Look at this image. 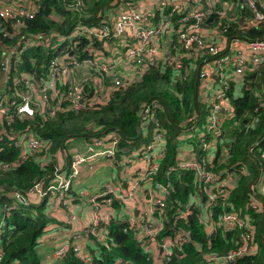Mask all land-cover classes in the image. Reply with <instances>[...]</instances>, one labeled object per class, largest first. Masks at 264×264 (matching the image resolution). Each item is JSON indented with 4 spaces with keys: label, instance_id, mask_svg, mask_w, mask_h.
<instances>
[{
    "label": "trees",
    "instance_id": "trees-1",
    "mask_svg": "<svg viewBox=\"0 0 264 264\" xmlns=\"http://www.w3.org/2000/svg\"><path fill=\"white\" fill-rule=\"evenodd\" d=\"M71 1L73 0H38L33 17L21 18L23 21L19 34L0 33V54L17 41L23 42L29 34L49 39L51 45L47 48L30 44L20 54L22 72L43 75L47 61L55 54L52 45L56 39L53 33L66 34L75 25L102 24L108 11L116 4L128 0H83V8L79 11L71 9ZM239 9L243 16L250 15L246 7L239 6ZM0 22L8 30L13 28L11 20ZM215 24L220 27L223 25L217 22ZM240 30L238 22H229L224 33L227 38L264 37L259 26H245ZM100 44L94 37L90 40L79 38L72 50L82 56L92 48L101 46ZM177 45L174 36L171 41L172 49ZM61 47L62 45L56 47V52H64ZM207 57L209 56L202 53L197 59L181 58L183 65L178 70L167 63L163 67L149 66L138 80L115 88H108L109 79L98 74L102 91L95 86L93 78L91 81L86 80L88 83L83 82L88 104L82 108H63L52 113L48 109L39 113L35 110L32 115H21L15 109H7L6 114H10L8 121L4 117L0 119V264H46L35 245L37 237L52 219L44 211L46 195L34 200L29 189L35 183L40 182L45 187L50 182L58 167L57 156L63 159L61 167L65 168L64 162L69 156L66 152L67 138L91 140L114 132L118 135L117 146L124 150L145 145L150 131L147 128V132L143 134L138 128V111L144 103L151 100L160 103L157 120L164 135L163 154L158 159V167L152 177L154 191L157 190V185L165 187L161 220L163 226L158 235H173L181 230L186 231L194 240L182 241L181 249L172 247V255L165 264H218L217 260L238 250L246 236L250 238L247 243L253 248L226 260L224 264H264V195L251 188L258 173L264 170V157L261 154L264 144V105L260 95L256 93L264 84V62L258 71L247 75L239 95L231 96L236 122L231 127L234 137L227 144L226 157L221 159L218 155L221 148L218 143L213 152L210 167L219 178L228 170L237 173L234 184L225 186L228 189L225 198L217 196L212 206H206L203 211L206 195L195 179L194 172L186 168H175L176 152L180 143L185 142L180 140L179 143L177 135L180 131L185 130L186 134L187 130L191 132L192 135L186 142L192 144L195 157L202 156L203 151L197 145L193 127L196 122L200 125L199 129H202L209 110L207 99L199 92L198 73L202 59ZM230 88L228 85L227 92ZM10 90L11 88L4 89L0 85V92L6 91L7 96L11 94ZM93 95L96 96V101L89 103ZM63 104L66 106L65 102ZM188 117L191 118L187 119ZM225 129L230 128H224L220 135L224 136ZM25 130L45 140L46 146L18 159V148L7 135L16 137ZM243 168L247 169L246 173H242ZM14 192H19L22 200L14 196ZM251 195L261 203V209L253 206ZM86 201L89 206L88 196ZM113 205L120 208L116 201ZM225 210L248 218V227L224 228L217 224L210 232L203 228L200 219L205 212L209 211L210 218L217 221V216ZM100 226L106 231L108 245L99 247L98 253L93 254V264H113L114 261L119 264H152L135 236L134 226L115 217L101 222ZM47 264L83 262L71 251H67Z\"/></svg>",
    "mask_w": 264,
    "mask_h": 264
},
{
    "label": "built area",
    "instance_id": "built-area-1",
    "mask_svg": "<svg viewBox=\"0 0 264 264\" xmlns=\"http://www.w3.org/2000/svg\"><path fill=\"white\" fill-rule=\"evenodd\" d=\"M37 1L0 0V20L4 22L11 20L13 26L8 30L0 22V33L19 34V27L23 21L21 18L33 17ZM232 1L249 10L250 15L245 26H259L264 34V0ZM69 6L79 11L83 8V0H73ZM226 8L225 0H128L118 3L104 15L105 20L102 24L75 25L66 34L53 33L56 39L52 45L55 54L47 61L45 73L37 76L22 72L20 54L26 45L38 44L47 48L51 44L49 39L29 34L23 42L17 41L0 54L2 79L0 85L4 89L11 88V94L8 96L6 91L0 92V119L4 117L8 121L10 114L7 115L6 111L10 108L21 115H32L35 110L39 113L48 109L52 113L63 108H82L88 104L82 83L88 79L90 81L92 78L98 79V74L109 79L108 88H115L138 80L149 66L161 62L178 70L183 65L181 58L197 59L205 53L209 57L203 58L198 68L199 92L209 103L208 113L200 129L202 145L197 142L203 151L202 156L197 158L192 151L186 157L177 158L175 166L177 169L186 168L194 172L195 179L201 184V189L206 195L204 211L206 206H212L217 196L225 198L228 192L225 186L231 185L229 181L220 183V180L231 175L237 177V173L231 170L222 178L218 177L210 167L213 148L217 141L226 139L220 135L224 123L228 122L226 125L228 126L236 122L231 96L239 95L247 75L258 71L264 62V37L227 38L224 30L233 17L227 14ZM209 17L224 19L223 25L221 27L216 24L207 25L206 20ZM173 34L178 45L172 49ZM92 37L99 40L101 46L92 48L82 56L73 53V44H76L79 38L90 40ZM109 39H114L117 47L114 53L117 54L106 61L102 56V50L106 51L109 48ZM60 45L64 52H56L55 48ZM111 50L113 51L112 48ZM120 64L127 65L135 74L122 75L117 70ZM77 72L79 74L76 76ZM95 85L101 90V81H95ZM228 85L231 87L229 92ZM257 90L256 93L260 95L264 105V84ZM92 100L96 101L95 95L89 103L93 102ZM159 106L158 101L151 100L139 109L138 128L140 130L144 127L149 128L150 134L147 143L128 153L130 155L125 154L129 150L117 146L118 135L114 132L91 140L83 139V149H72L68 152L69 156L64 162L65 168L61 167L63 162L58 161V167L45 187L39 182L29 189V193L60 200L72 180L79 175L82 165L92 167L96 159L103 158L118 166V163L122 165L121 159L124 156H127L126 160L131 165L137 160L142 163L139 168L122 169L120 179L115 181V184L108 179L102 184L99 192L88 195L87 220L81 223L79 228L71 229L70 238L54 243L52 250L44 255V263H51L54 258L71 251L83 264H93V254L98 253L99 247L108 245L106 231L100 223L111 217L125 220L129 226L135 227V236L152 264H165L172 255V247L181 249L182 241L194 242L186 231L181 230L173 235H158L163 226L161 220L165 205V187L160 188L157 185V190L154 191L152 185V177L157 170L158 159L163 154L164 144L163 130L157 120ZM194 125L193 134L197 141L196 135L200 125L196 122ZM210 136L214 138H209ZM7 137L17 146L18 159L46 146L45 140L27 130L18 133L16 137L11 135ZM261 154L264 157V144ZM246 172L247 169L243 168L242 173ZM255 181L251 188L264 195V170L258 173ZM14 196L22 200L19 192H14ZM250 198L253 206L261 209V203L253 195ZM114 201L120 204V212H110L109 207ZM134 211L141 214L133 216ZM67 215L66 223L72 224L73 213ZM217 218V221L210 218L208 211L200 220L208 232L217 224L224 228L248 227V218L241 217L234 211H222ZM248 240L250 238L246 236L238 250L225 255L217 260V263L224 264L226 260L251 250L253 247L247 243ZM152 243L158 247L159 255L153 254ZM150 254L155 255L156 259L153 258L152 261ZM113 264L119 263L114 261Z\"/></svg>",
    "mask_w": 264,
    "mask_h": 264
},
{
    "label": "crops",
    "instance_id": "crops-1",
    "mask_svg": "<svg viewBox=\"0 0 264 264\" xmlns=\"http://www.w3.org/2000/svg\"><path fill=\"white\" fill-rule=\"evenodd\" d=\"M227 3V14L231 17H233V20L230 23L238 22L240 25V31H242L245 28L246 21L248 19L247 15H242L243 12L239 9V5L235 3L232 0H225ZM176 16V15H175ZM239 17H241V21L239 22ZM224 19H219L215 17H209L206 20L207 25H212L217 22V24L222 23ZM173 37L175 34L172 35ZM117 70L122 75L132 74L135 73L131 71L127 65L120 64L117 66ZM201 95V94H200ZM202 96V95H201ZM203 97V96H202ZM228 122L224 123V128L229 127L230 129H225L226 132L224 134L226 139H223L225 142H228L233 139L234 135L231 131L232 125H228ZM143 134L147 132V128L144 127L142 130H140ZM185 131V130H184ZM188 133L185 132L183 134H178L177 138L179 140H183L185 142H181L178 150L176 152V160L177 158H183L190 154L186 152L179 153V149L181 147H189L192 144H188L186 142V139L189 137V134L191 133L189 130H187ZM83 138L81 137H68L66 141V152H70L72 149L82 150ZM143 145V144H141ZM140 145V146H141ZM139 147H133L129 151H126L125 154L130 153L131 151L137 150ZM69 154V153H68ZM120 154V153H119ZM130 155V154H128ZM127 156L122 157L121 164L118 163V166L120 167L119 170L115 169L114 166L118 167L113 162L99 158L96 159L93 163L92 167H87L86 165H82L79 175L76 179L72 180V183L68 187L66 193L60 200H54V198H45L44 203V211L48 217H50L52 220L47 222V224L44 227V230H42L41 234L36 239V245L35 248L38 251L40 258H44V255L52 250L53 244L57 241H61L67 238H70L71 229L73 228H79L81 223H85V221L88 218V203H87V196L99 192L102 184L110 179L114 184L115 181L120 179V171L122 173V169H130L131 167L139 168L142 166V163L137 160L133 165L129 161L126 160ZM57 160L62 163L63 159H61L60 156H57ZM118 167V168H119ZM32 198L34 200H37L39 196L37 197L36 194L32 193ZM72 204V205H70ZM72 206V207H71ZM74 206V207H73ZM110 212H120L119 208L112 205L109 207ZM70 212L73 213L74 218L72 224L66 223V217H68L67 214ZM136 211H134L133 216H136ZM138 214V213H137ZM152 247L154 248L153 254L159 255V249L155 245V243H152Z\"/></svg>",
    "mask_w": 264,
    "mask_h": 264
},
{
    "label": "rangeland",
    "instance_id": "rangeland-1",
    "mask_svg": "<svg viewBox=\"0 0 264 264\" xmlns=\"http://www.w3.org/2000/svg\"><path fill=\"white\" fill-rule=\"evenodd\" d=\"M108 45H109V48L105 51V50H102V56H103V58H104V60H108L111 56H115L116 54H117V52L116 53H114V51L116 50V46H115V44H114V39H109L108 40ZM113 49V51L111 50V48ZM158 65H161L162 67L164 66V63H158ZM79 74V72H77L76 73V76ZM95 75H97V74H95ZM96 82H98V81H100V79L98 78V79H94ZM95 86H97V85H95ZM102 91V90H101ZM99 92V91H98ZM93 101V100H92ZM191 124V123H190ZM184 132L183 131H180V133L179 134H183ZM201 133H202V131L199 129V131H198V133H197V142H198V144L199 145H202L201 144V141H200V138H201ZM192 135V134H191ZM209 138H214L213 136H210ZM196 139V138H195ZM215 139H217V138H215ZM233 140V139H232ZM232 140H230V141H228V142H226V143H224V140L223 139H220L219 141H217V143L218 144H220V146H221V148H220V150H219V152H218V155L220 156V158L222 159V158H224V157H226V154H227V151L226 150H228V146H227V144L229 143V142H231ZM216 143V144H217ZM216 144H215V146H216ZM141 146H143V145H141ZM140 146V147H141ZM213 150H215V147L213 148ZM192 151H194L193 149H192V145L191 146H189V147H185L184 146V148L183 147H181L180 149H179V153H181V152H186V153H191ZM114 168L115 169H117V170H119V168L118 167H116V166H114ZM235 178H237V177H235V176H233V175H231V176H228V177H226V178H222L221 180H220V183H224V182H226V181H229V184L232 186L233 184H234V182H235ZM195 204H198V202H196ZM70 205H72V204H70ZM72 207V206H71ZM74 207V206H73ZM183 213H185V211L183 212ZM140 214H141V212H140ZM140 214H137L136 213V216H139ZM201 221V220H200ZM202 221H203V218H202ZM203 228H204V226H203ZM155 256V255H154ZM152 254H150V257H151V259H152V261H153V258L154 259H156L155 257H154Z\"/></svg>",
    "mask_w": 264,
    "mask_h": 264
},
{
    "label": "water",
    "instance_id": "water-1",
    "mask_svg": "<svg viewBox=\"0 0 264 264\" xmlns=\"http://www.w3.org/2000/svg\"><path fill=\"white\" fill-rule=\"evenodd\" d=\"M241 21V17H239V22Z\"/></svg>",
    "mask_w": 264,
    "mask_h": 264
}]
</instances>
